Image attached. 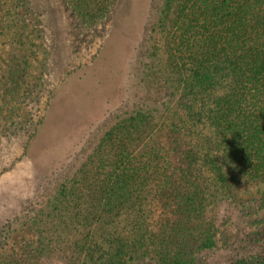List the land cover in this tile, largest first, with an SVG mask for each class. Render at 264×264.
<instances>
[{"label": "trees", "instance_id": "trees-1", "mask_svg": "<svg viewBox=\"0 0 264 264\" xmlns=\"http://www.w3.org/2000/svg\"><path fill=\"white\" fill-rule=\"evenodd\" d=\"M67 1L85 23L115 2ZM149 37L141 83L165 64L163 99L115 116L0 264H198L218 246L221 203L264 210V0H163Z\"/></svg>", "mask_w": 264, "mask_h": 264}, {"label": "rangeland", "instance_id": "rangeland-1", "mask_svg": "<svg viewBox=\"0 0 264 264\" xmlns=\"http://www.w3.org/2000/svg\"><path fill=\"white\" fill-rule=\"evenodd\" d=\"M0 1V237L5 226L23 229L0 249L17 256L34 239L22 228L34 211L115 116L161 101L172 73L163 64L164 80L141 83L163 0H115L98 23L82 22L67 0H28L24 10ZM254 206H218V246L198 264H264V210Z\"/></svg>", "mask_w": 264, "mask_h": 264}]
</instances>
